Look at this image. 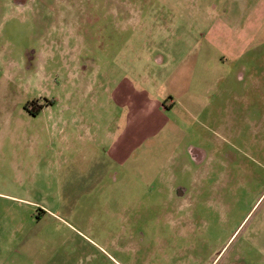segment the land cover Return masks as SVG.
Masks as SVG:
<instances>
[{
  "label": "rangeland",
  "instance_id": "374dc122",
  "mask_svg": "<svg viewBox=\"0 0 264 264\" xmlns=\"http://www.w3.org/2000/svg\"><path fill=\"white\" fill-rule=\"evenodd\" d=\"M260 2L0 0V264H264Z\"/></svg>",
  "mask_w": 264,
  "mask_h": 264
},
{
  "label": "crops",
  "instance_id": "0c3cea01",
  "mask_svg": "<svg viewBox=\"0 0 264 264\" xmlns=\"http://www.w3.org/2000/svg\"><path fill=\"white\" fill-rule=\"evenodd\" d=\"M260 4L261 8H263L264 2H260ZM244 5L246 6L247 4L244 3ZM253 25L254 22L252 17V19H247L248 28L245 27L243 33L242 30L239 32V30H233L231 27L230 30L228 29L229 34L225 36L232 37L230 51L232 56L236 59H241L244 57L255 58L260 56V54L255 55V51L262 53L264 52L262 51V48H264V33L259 31V28L255 29ZM220 34L222 35L221 32ZM253 39H258L259 41L256 44H253ZM246 70L247 67L240 69L238 74L240 75V81L245 79L244 75ZM127 94L119 98L118 103L122 109H128L129 114H127V119L131 123V126L137 124L138 131L134 132L132 135V138L130 139V149H125L123 152L124 157L121 158V161L127 160L129 155L133 153L134 149L143 144L145 140L151 139L167 123V118L165 116L166 109L161 105V102L159 103L158 101L150 100L146 93L138 94L136 92L130 91L127 92ZM204 96L205 95H203V97ZM155 120L161 121L155 124ZM145 125L149 129H147V131L141 130L140 128Z\"/></svg>",
  "mask_w": 264,
  "mask_h": 264
}]
</instances>
